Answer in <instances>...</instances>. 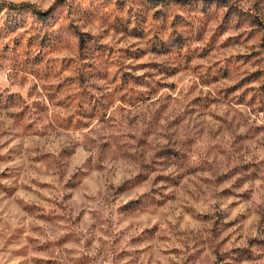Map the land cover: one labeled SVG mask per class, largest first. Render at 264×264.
<instances>
[{
	"label": "clouds",
	"instance_id": "9594fccd",
	"mask_svg": "<svg viewBox=\"0 0 264 264\" xmlns=\"http://www.w3.org/2000/svg\"><path fill=\"white\" fill-rule=\"evenodd\" d=\"M262 26L264 0H0V264H264V76L229 91Z\"/></svg>",
	"mask_w": 264,
	"mask_h": 264
},
{
	"label": "rangeland",
	"instance_id": "374dc122",
	"mask_svg": "<svg viewBox=\"0 0 264 264\" xmlns=\"http://www.w3.org/2000/svg\"><path fill=\"white\" fill-rule=\"evenodd\" d=\"M157 15H159V13H157ZM142 22L144 24H147V19L146 18H141ZM264 27V26H262ZM217 31H219V29H217ZM126 35H134L135 37L139 38L140 40H145L146 37L144 36L143 30L137 31L135 29H133L131 32H127ZM125 37H120L121 41L124 39ZM155 38V37H154ZM203 39V38H202ZM237 42H239L240 37H236L235 38ZM217 37L215 36V34H213L212 36V41H216ZM249 41H251L250 47L255 48L257 45H259V47H261L262 49H264V33L261 34H253L250 35L248 37V40L245 41V43H249ZM228 42H218V43H213L212 44V50L213 52H215L217 55L221 54V49H223L226 44ZM167 50H164V52L166 53ZM258 55L257 53L253 52L252 55L250 56H241L239 57V59H243L245 64H248L249 61L253 60V56ZM195 59H205V57L203 55L199 56V57H194ZM257 64L260 65H264V60H255L253 62V67ZM192 71L194 72H199V66H197L196 68L192 69ZM236 74L240 75V68L236 69ZM261 76H264V70H258L255 73H251L249 75H245L244 78L240 81L239 84L234 85L229 91H235L237 88L241 87L243 84L245 83H250L253 80H259ZM215 82V81H214ZM260 87L262 90H264V82H262L260 84ZM264 110V109H262Z\"/></svg>",
	"mask_w": 264,
	"mask_h": 264
}]
</instances>
